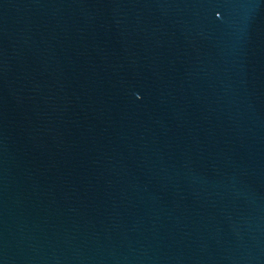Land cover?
<instances>
[{"label": "water", "instance_id": "water-1", "mask_svg": "<svg viewBox=\"0 0 264 264\" xmlns=\"http://www.w3.org/2000/svg\"><path fill=\"white\" fill-rule=\"evenodd\" d=\"M0 264H264V0H0Z\"/></svg>", "mask_w": 264, "mask_h": 264}]
</instances>
